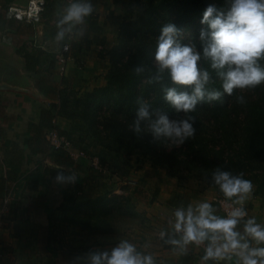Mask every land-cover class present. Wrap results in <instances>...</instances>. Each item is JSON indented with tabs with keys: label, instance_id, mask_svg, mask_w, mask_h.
<instances>
[{
	"label": "crops",
	"instance_id": "1",
	"mask_svg": "<svg viewBox=\"0 0 264 264\" xmlns=\"http://www.w3.org/2000/svg\"><path fill=\"white\" fill-rule=\"evenodd\" d=\"M133 1L93 0L95 11L87 20L86 34L82 39L67 42L71 52L67 70L61 73L56 55L62 45L54 42L55 16L65 0H46L55 7V15L45 13L40 22L7 17L6 6L25 7L29 0H0V264H77L78 257L96 247L109 246L118 236L114 233L107 239L98 237L88 242L78 236L88 246L86 250L74 249L76 244L69 240L64 243L71 242V248L58 249L56 254L48 249L50 243L59 245L49 232V214L70 197L71 187L85 182L83 176L89 161L67 153L70 164L63 165L48 156L44 124L53 114L52 128L72 137L73 153L81 151L76 120L53 110V105H60L65 89L83 94L107 83L108 51L117 43L123 15ZM46 168H55L65 175L74 172L77 179L57 182V172L48 173ZM125 175V183L139 180L144 189L135 199L136 210L145 223L142 221L141 227H127L120 235L140 243L150 242L159 264H197L202 249H190L187 256L174 255L158 239V233L165 227L163 218L180 202L208 199L219 205V190L200 178L179 180L165 169L151 165ZM121 186L115 182L116 191L123 195ZM255 188L247 208L250 215L264 220V199L255 193ZM80 189L84 188L77 191Z\"/></svg>",
	"mask_w": 264,
	"mask_h": 264
},
{
	"label": "trees",
	"instance_id": "2",
	"mask_svg": "<svg viewBox=\"0 0 264 264\" xmlns=\"http://www.w3.org/2000/svg\"><path fill=\"white\" fill-rule=\"evenodd\" d=\"M208 4L222 8L224 0H134L123 15L117 43L108 51L110 66L106 74L107 83L83 94L71 88L62 91L60 105H53V110L58 109L63 116L82 122L75 129L81 132L79 139L82 142H91L94 147L96 144L101 146L97 152L94 151L96 148L90 150L82 146V159L89 161V171H86L89 175L93 171L103 174L108 168L118 172L120 168L122 171L118 176H126L134 168H143L146 162L155 169H165L167 174L179 180L194 176L212 185L211 173L217 167H222L237 173L243 171L256 187L255 193L264 199V85L237 90L232 97L225 95L221 101L199 105L192 113L196 117V135L179 147L171 146L163 139L154 140L150 133L137 137L128 128L139 106V97H144L154 106L164 107L170 118H178L166 105L161 88L147 84L144 76H137L132 69L138 63L152 65L155 39L167 23H175L183 30L184 42L196 40L203 27L200 20ZM54 10L53 4L46 2L40 21L45 13L54 16ZM216 86L219 87V83ZM236 95L245 96L246 103H237ZM51 117L44 124L47 129L44 132L48 144L47 155L53 156L59 164L69 165L68 152L51 148L46 138L48 130L53 127ZM66 135L73 141L70 135ZM120 152L137 155V163L132 159L113 163L112 154L115 156ZM108 157H112V163H109ZM94 158H98L99 167L94 164ZM113 164L118 167L114 168ZM56 170L46 168L48 173L55 171L58 174ZM117 172L111 173L115 182L119 179ZM138 181L131 180L126 184H138ZM85 187L82 182L71 187L70 197L49 214V232L54 242L56 238L59 242L57 247L52 243L48 245L54 254L58 249L71 248V242L76 244L73 245L74 249L79 247L86 250L88 246L81 243L87 242L86 234L93 237L97 233L101 234L100 239H107L120 230L113 226L116 216L131 218L139 215L143 221L145 219L136 210L127 186L124 187L127 192L121 196L109 191L92 196ZM79 188L84 189L77 191ZM61 225L75 227V237L70 238L71 242L67 245L64 237L55 233ZM78 236L84 240L80 241Z\"/></svg>",
	"mask_w": 264,
	"mask_h": 264
},
{
	"label": "clouds",
	"instance_id": "3",
	"mask_svg": "<svg viewBox=\"0 0 264 264\" xmlns=\"http://www.w3.org/2000/svg\"><path fill=\"white\" fill-rule=\"evenodd\" d=\"M94 11L93 0H65L55 20V44L67 48V42L82 39ZM200 24L198 38L187 43L180 27L165 24L155 39L152 65L138 63L132 69L147 84L161 88L166 105L178 117L170 118L164 107L139 97L128 124L137 137L150 133L154 140L179 147L196 135L192 113L199 105L264 85V0H224L222 8L208 4ZM234 98L246 103L243 95ZM76 179L74 172L56 176L57 182ZM211 184L223 195L219 205L208 199L180 202L163 218L158 239L177 256L202 249L197 264H264V220L247 208L252 180L243 171L217 167ZM151 247L150 242L118 235L109 246L78 257L77 264H159Z\"/></svg>",
	"mask_w": 264,
	"mask_h": 264
},
{
	"label": "rangeland",
	"instance_id": "4",
	"mask_svg": "<svg viewBox=\"0 0 264 264\" xmlns=\"http://www.w3.org/2000/svg\"><path fill=\"white\" fill-rule=\"evenodd\" d=\"M140 11L137 12V13H135V16H138V14L140 13ZM125 58H126V56H125ZM76 123H77V126L82 125V122H80L79 120L76 121ZM75 131L78 134L77 136L79 137V135L81 134V132L78 131V130H75ZM81 145L89 148L90 150L96 148L94 150L96 152L99 151V148L101 147L98 144H96V147H94V145L91 142H88V141L82 142ZM74 146H76V141L75 140H74ZM81 148H82V146H81ZM112 156H113V163L116 162V161L119 162V160H122V161L125 162V160L127 161L128 159H132L134 163H137V157H138L137 155L129 156L126 153H123V152H120L118 154H115V156H114V154H112ZM108 159L110 160L109 163H112V157L111 158L108 157ZM145 163L146 162L143 163V168L146 167L147 165H149V164H147V163L145 164ZM113 165H114V168H117L118 167L117 164L116 165L113 164ZM143 168H140V169L139 168L138 169L137 168H134L133 169L134 174L138 173ZM121 171L122 170H120V168H119V171L118 172L115 171V170H111L110 168H108V170H105L103 172V174H100L99 172L93 171L91 173V175H89V173L86 172V174L83 176V180L85 182H82V183H84L86 185V187L88 188L87 191H88V194L89 195L97 196L99 194L102 195L105 191H109V193H112L113 195L116 194L118 196H121V192L122 191H119V190L116 191L118 188L116 189V187H115V181L112 180L113 178H112V175H111V173L112 174H115V172H117V176H118ZM118 178L119 179H117V182H119L120 185H122L121 186L122 187V190H124L125 192L128 191L129 193H131L132 198H133V202L135 204V208L137 209L136 199H135L136 197L135 196H137L138 194L141 195L143 193V190L144 189L141 188V186L139 185V183L138 184H135V183L126 184L124 182V179L125 178L123 176H121V177L118 176ZM99 183H101V184H99ZM94 185L97 186V187H94ZM125 186L128 187L127 188V191H126V189H124ZM140 188H141V190H139ZM64 216L65 215H62L61 217H64ZM142 221H143L142 220V217L139 216V215L138 216H135V217H131V218L128 217V216L123 217L122 215H120V216H116V218L113 219V226H116V227H118V229L119 228L121 229L119 231H117V230L115 231L118 235H120L122 233V231L124 229H126L127 227L128 228L134 227V226L135 227H141ZM144 223H145V221H144ZM73 228L75 229V227L73 225H70V227H65V225H61L60 227L57 228V230H55L56 236L59 235L60 237H64L65 240H69L70 241L71 240L70 238H72V237L74 238L75 237V235L73 234V231H74ZM114 233H112V234H114ZM100 235L101 234H98L97 235V233H96V236L90 237L92 235H87L86 234V237H88L87 242L88 241H91L92 239H97L98 237L100 238Z\"/></svg>",
	"mask_w": 264,
	"mask_h": 264
},
{
	"label": "built area",
	"instance_id": "5",
	"mask_svg": "<svg viewBox=\"0 0 264 264\" xmlns=\"http://www.w3.org/2000/svg\"><path fill=\"white\" fill-rule=\"evenodd\" d=\"M46 6V0H29L26 7L12 4L6 9V15L9 18H15L18 20L28 21V22H38L41 18V13ZM71 51V46L68 43V47L64 48L63 46L59 49L56 55V61L61 73H65L67 70V63L69 58V53ZM46 138L49 142L51 148L61 149L68 152L72 157L78 158L79 156L84 155V152L81 150L78 153H73L72 146L73 143L71 139L61 133L57 128L49 129ZM94 164L99 167L98 158H94ZM223 195L218 197V203L222 201ZM223 214V213H222ZM1 227V223H0ZM0 250V256H1Z\"/></svg>",
	"mask_w": 264,
	"mask_h": 264
}]
</instances>
